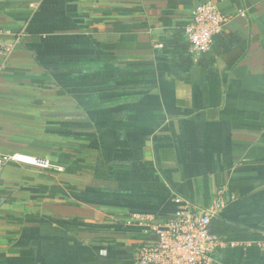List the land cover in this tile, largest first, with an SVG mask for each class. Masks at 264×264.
<instances>
[{"label":"crops","instance_id":"0c3cea01","mask_svg":"<svg viewBox=\"0 0 264 264\" xmlns=\"http://www.w3.org/2000/svg\"><path fill=\"white\" fill-rule=\"evenodd\" d=\"M198 1L0 0V40L22 30L0 71V153L51 163L2 167L0 264H133L144 233L125 218L169 216L174 197L221 204L214 264H264V0H217L246 15L187 66Z\"/></svg>","mask_w":264,"mask_h":264},{"label":"built area","instance_id":"2783aa9c","mask_svg":"<svg viewBox=\"0 0 264 264\" xmlns=\"http://www.w3.org/2000/svg\"><path fill=\"white\" fill-rule=\"evenodd\" d=\"M33 5V4H32ZM244 17L246 11L237 8L227 12L217 0H200L191 10L190 19L183 27L188 55L196 60L211 50L214 36L220 34L232 17ZM6 31L0 28V37ZM22 30L9 42L0 40V71L7 67V56L16 47ZM162 43L155 47L161 48ZM9 162L48 169L49 159L25 152L0 153V179L2 167ZM177 208L166 217L145 213H130L124 220L127 226H138L144 233L135 248L133 264H214V252L222 245L221 237L210 229L211 219L219 213L221 204L214 202L206 207L174 197ZM264 249V241L261 243Z\"/></svg>","mask_w":264,"mask_h":264},{"label":"trees","instance_id":"16d2710c","mask_svg":"<svg viewBox=\"0 0 264 264\" xmlns=\"http://www.w3.org/2000/svg\"><path fill=\"white\" fill-rule=\"evenodd\" d=\"M218 35H219V34H218ZM182 36H183V34H182ZM215 36H217V35H215ZM215 36H214V37H215ZM183 38H184V37H183ZM184 41H185V40H184ZM213 45H214V43H213ZM213 45H212V47H213ZM187 47H188V44H187V42L185 41L184 45L182 44V45H181V48H180L179 50L176 51V52L181 56L183 62H184L187 66H190V65H192V64H194V63H198V62L200 61L201 57H202L204 54H207L208 52H210V51L212 50V48H211L210 51H208V52H206V53H203V54L199 55V57H198L196 60H194V59H192V58L188 55V53H187ZM160 49H162L161 51H162V53L165 54V55H167V54L169 53L168 50L166 51V46H164V43H163L162 48H160ZM170 52H171L172 54H175V53H176V52L174 51V49H172ZM77 161H78V159H75L73 162L76 163ZM77 168H80V167H77ZM92 169H93V171H94L95 177L106 178V177H107V174H108L109 167H105L104 165L101 164V166H100V165H99V166H98V165H95L94 167H92ZM68 170H71V171H72L73 168L71 167V169L69 168ZM73 171H75V170H73ZM41 188H42V190H44V191L48 190V191H49V197H53L54 194H56V193H64V192H66L65 189L71 190V189H73L74 187H72L71 185H63V186H62V185H61V186L53 185V186H50V187H41ZM211 222H212V221H211ZM210 227H211V223H210ZM210 229H211L212 232L215 233V231L213 230V228H210ZM108 262H109V264H114L113 261L110 260V259H109Z\"/></svg>","mask_w":264,"mask_h":264}]
</instances>
